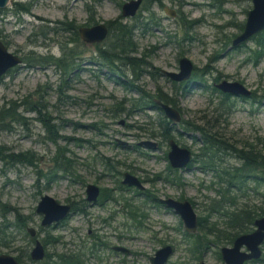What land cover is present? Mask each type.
I'll return each mask as SVG.
<instances>
[{"label":"rangeland","instance_id":"1","mask_svg":"<svg viewBox=\"0 0 264 264\" xmlns=\"http://www.w3.org/2000/svg\"><path fill=\"white\" fill-rule=\"evenodd\" d=\"M125 1L11 0L0 9V39L9 51L21 57L60 58L62 47H69L77 53L74 70L68 72L50 63L22 62L0 78V109L12 108L11 114L19 115L21 121L3 118L0 146L7 153L30 150L38 157L36 167L0 160V206L11 209L2 214L0 207V229L6 235L0 254H29L38 238L53 242L45 245V253L78 254L82 264H151L149 257L169 244L173 252L166 264H197L196 254L189 249L193 238L185 235L179 215L161 202L167 197L189 200L198 218L207 214L211 200L218 197L216 191L222 184L196 156L201 153L203 136L194 126L217 132L218 145L237 149L250 145L264 158V48L254 57L252 40L231 47L252 7L251 0H156L150 4L143 0L133 17L121 15ZM18 3L28 11L17 12ZM118 19L130 27L136 52L121 55L110 67L97 48L105 51L104 56H115L103 45L111 39L109 35L100 43L88 44L79 34L74 39L73 33L81 26L107 25ZM182 56L197 69L188 80L194 73L199 75L197 80L174 81L163 74V70L178 71ZM63 79L67 82L58 88ZM222 79L243 83L251 95L223 97L214 87ZM159 93L179 109V122L173 123L154 108L151 100L158 101ZM39 98L59 125L58 143L68 149L66 156L73 163L70 171H57L49 180L37 171L53 174L55 145L44 141L43 125L28 111ZM170 139L192 152L193 160L186 167L170 166ZM142 141L155 146L140 145ZM218 153L224 157V166L241 164L233 156ZM124 172L136 176L143 188L122 184ZM91 183L107 195L100 194L93 205L85 193ZM247 184L249 190L236 203L264 206V187L255 192L253 181ZM43 194L70 204L75 211L54 227L41 226L35 207ZM20 220L26 221L24 228L15 225ZM210 221L221 224L223 220L216 214L205 223ZM28 226L36 230L35 238L26 231ZM116 245L128 252L114 251ZM222 246L231 245L210 246L201 259L224 264L217 255ZM261 247L263 259L247 264H264V243ZM21 260L38 262L25 254Z\"/></svg>","mask_w":264,"mask_h":264},{"label":"trees","instance_id":"2","mask_svg":"<svg viewBox=\"0 0 264 264\" xmlns=\"http://www.w3.org/2000/svg\"><path fill=\"white\" fill-rule=\"evenodd\" d=\"M152 1L156 0H148V4H150ZM143 2V1H142ZM17 3H15L16 5ZM20 6L17 8L18 11L27 12L28 8L21 5V3H18ZM144 9H147L146 3L143 5ZM87 9V8H86ZM1 12V11H0ZM16 12V13H17ZM95 23V22H94ZM108 35L110 36V40L107 43H104L103 45L106 48H109L110 50L114 51L115 56L108 57L104 56V50L102 48L100 49L98 46L99 54L103 58V61L110 67H113V63L117 62L116 58H119L121 55H126L127 53H133L136 52L135 43L132 40V33L130 30V27H127L125 24H123L119 19L117 21H108ZM49 28V27H48ZM75 28V27H74ZM240 30L243 28V24L239 25ZM52 32L56 31L55 27L49 28ZM65 29H69V27H66ZM74 39L78 40V32L75 31L74 33ZM75 40V41H76ZM252 40L255 45V49L253 51L254 57L260 56L262 53V49L264 48V30L253 35L249 41ZM244 46V45H242ZM32 53V52H29ZM76 52L73 51V48L69 47H62V55L60 58H54L52 55H48L47 57L42 56H32V54H28L25 56H22V62H26L27 65H43L46 63L54 64L58 67H61L63 72H68L69 70H74L75 61L73 58ZM77 54V53H76ZM69 59L67 63H62L60 61ZM123 56H121L120 59H122ZM128 58H125V61ZM48 60V61H46ZM141 66V65H138ZM119 68L118 66H116ZM133 70V66H132ZM194 71H197V69L194 67ZM134 72V70H133ZM70 73V72H69ZM199 78V75L196 73L193 74L191 80H188V82H193ZM218 79V77H216ZM216 81V80H215ZM66 83V79L60 80L58 83V88H60L61 84ZM66 85V89H69ZM59 90V89H58ZM223 94V93H221ZM61 94H58V98H60ZM69 96V95H68ZM228 94H223V97L228 98ZM66 96H64L65 98ZM70 97V96H69ZM158 99L163 101L164 103L169 104L171 107L179 109L173 104L171 100H168L164 94L159 93L157 95ZM254 98V96H253ZM66 99V98H65ZM152 103H154V108L160 112L161 115H163L162 109L157 105L154 99L151 100ZM47 105H44L41 101V98H39L35 104L31 103L29 105L28 111L36 114V120L39 121L46 132V136L44 137V141L51 142L55 145V152L52 157L53 162V174L51 176H48L50 174V171L47 173H42L41 171H37L40 176H43L45 178L52 179L57 171H70L71 167L73 165L72 159L68 156H66V152H68V149L65 146L59 145V140L61 139V135H59V125H56L55 118L51 115L48 116L45 109L47 108ZM230 108V107H229ZM10 109H5L4 106L0 109V128H3L2 120L3 118H10L12 122H18L20 123V116L18 115L15 117L11 114ZM163 120H167L164 116H162ZM24 124V122L22 123ZM195 129L199 130L201 132L202 137V149L201 153L196 155L200 161V164L203 165L206 168H209L215 173L216 179H218L219 184L222 185L217 189V196L216 198L211 200V203L209 204L207 208V214L200 215L198 217V229L197 232L194 235H190L185 233L186 236H191L193 238L192 246H190V250L193 251L194 254H196L198 260L201 259V253L204 252L207 248L213 245L218 244H224V245H232L234 239L241 234L251 232L254 229V221L255 219L264 216V206H257L256 205H249V204H237L236 199L244 197V193L249 190L247 181L251 180L254 183V187L251 189L252 191L258 192L257 187L263 186L264 187V158L253 151V147L250 145L244 146L242 149L232 148L231 146L227 144H220L218 145V142H215V136H217V132L211 133L208 129H204L202 127H195ZM1 130V129H0ZM246 147H249L245 150ZM7 149L4 146H0V160H3L4 162H8L9 164H16V163H24L31 166L36 167L38 160V157L35 153L28 150L25 152H6ZM218 152H223L226 155L233 156L238 161L241 162L239 166L234 165H228L224 166L222 163V158ZM260 172V174H258ZM55 173V174H54ZM232 188V189H231ZM231 189V190H230ZM101 196L103 198H106V193L103 192V190H100ZM233 199H231V198ZM264 197V196H263ZM1 211L2 214H5L6 212H9L11 209L7 207V205H1ZM75 210V208H73ZM219 215L222 217V223L219 224L216 221H210L208 224L205 222L208 220V218H211L213 215ZM15 218L19 220L18 214L15 215ZM17 226H21L24 228L26 225V221L20 220V223H15ZM6 227V226H4ZM5 231L4 229H0V244H4L5 242ZM33 241V239H32ZM43 246L45 248V245L53 243L51 240H45L42 239ZM23 254L26 255V257L29 258V254L27 251H21L16 258L18 261L21 262V264H26L24 261L21 260ZM198 254V255H197ZM218 257L220 256V253L217 251ZM263 258H260L254 262H258L259 260H262ZM34 262V261H32ZM82 264V259L79 257V255H73L70 256L66 253L61 254H52L49 252L45 253L44 258L41 261L34 262V264ZM247 264V263H245Z\"/></svg>","mask_w":264,"mask_h":264},{"label":"water","instance_id":"3","mask_svg":"<svg viewBox=\"0 0 264 264\" xmlns=\"http://www.w3.org/2000/svg\"><path fill=\"white\" fill-rule=\"evenodd\" d=\"M11 0H0V9H4ZM252 7L247 11L242 30L231 40V47H239L253 35L264 30V0H251ZM142 4V0H127L121 6V15L133 17ZM170 16H174V11L168 10ZM108 27L104 22H99L90 26H81L78 28V34L82 41L88 44L100 43L108 36ZM22 66V58L6 47L0 39V78L10 69ZM193 63L186 56L178 60V71H165L163 73L174 81H186L190 78L193 71ZM215 88L225 94L237 97H249L251 91L243 83L222 79L214 84ZM163 110L164 115L173 123L179 122L181 115L179 111L169 104L156 101ZM140 145L155 146L149 141H142ZM169 151L167 159L171 167H186L193 159L192 152L187 147L179 146L173 139L169 140ZM264 171V166H263ZM122 184L127 186H136L142 189L143 185L140 180L124 172ZM86 200L91 204L96 203L100 190L94 184H87L85 188ZM161 202L176 212L182 223L184 230L191 234L197 231L198 218L189 200H178L171 197L161 199ZM35 213L41 216L40 225L48 227L56 225L72 213L71 205L60 204L56 199L48 194H43L35 207ZM30 237L36 236V230L33 227H26ZM264 242V216L254 221V229L251 232L238 235L231 246H222L219 249L221 260L224 264H245L248 261H255L262 257L261 245ZM114 251L128 252L126 248L114 246ZM173 248L166 244L158 248L152 256L149 257L151 264H166ZM45 254L42 242L35 238L34 244L29 251V258L32 261H40ZM0 264H20L15 256L7 253L0 254ZM197 264H209L200 259Z\"/></svg>","mask_w":264,"mask_h":264},{"label":"flooded vegetation","instance_id":"4","mask_svg":"<svg viewBox=\"0 0 264 264\" xmlns=\"http://www.w3.org/2000/svg\"><path fill=\"white\" fill-rule=\"evenodd\" d=\"M122 6V5H121ZM164 74V73H163ZM169 78V77H168ZM170 79V78H169ZM141 182V181H140ZM142 183V182H141ZM99 197V196H98ZM87 201V200H86ZM88 202V201H87ZM99 202V200H98V198H97V201H96V203H98ZM96 203H94V204H96ZM89 205H93V204H91V203H89ZM73 209V208H72ZM75 210H73V212H74ZM56 226V225H55ZM54 227V226H53ZM42 242V241H41ZM17 259V258H16ZM18 260V259H17ZM20 262V261H19ZM249 262H254V261H249ZM20 264H21V262H20Z\"/></svg>","mask_w":264,"mask_h":264},{"label":"bare ground","instance_id":"5","mask_svg":"<svg viewBox=\"0 0 264 264\" xmlns=\"http://www.w3.org/2000/svg\"><path fill=\"white\" fill-rule=\"evenodd\" d=\"M35 238V237H34Z\"/></svg>","mask_w":264,"mask_h":264}]
</instances>
